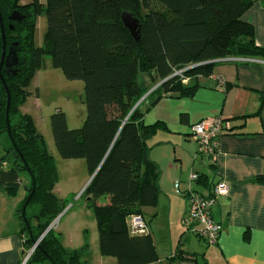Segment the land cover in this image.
<instances>
[{
	"label": "trees",
	"instance_id": "16d2710c",
	"mask_svg": "<svg viewBox=\"0 0 264 264\" xmlns=\"http://www.w3.org/2000/svg\"><path fill=\"white\" fill-rule=\"evenodd\" d=\"M253 5V0H33L26 5L0 0V136L9 134L12 143L0 158V190L16 195L21 174L28 172L31 186L16 212L27 250L38 243L27 264H84L54 230L47 233L70 201L55 195V158L32 117L19 110L28 98L39 97L29 84L43 57L51 56L67 80L85 84L83 126L70 129L66 113L57 109L51 127L62 159L85 160L91 178L99 169L79 199L95 215L102 256L115 257L118 264H154L159 255L149 232L134 235L128 226L129 218L143 217L144 206L157 204L160 192L159 167L150 158L148 140L167 126L161 121L146 125L144 117L165 96L194 97L199 79L211 78L218 64L230 62L224 59H264L254 26L243 21ZM125 11L140 19L138 42L122 23ZM15 12L21 20L11 19ZM43 12L45 44L35 47ZM12 48L18 58L10 69L15 74L7 66ZM140 75L156 87L150 94ZM260 100L257 115L264 94ZM254 181L264 183V177ZM183 258L177 251L169 264Z\"/></svg>",
	"mask_w": 264,
	"mask_h": 264
},
{
	"label": "crops",
	"instance_id": "0c3cea01",
	"mask_svg": "<svg viewBox=\"0 0 264 264\" xmlns=\"http://www.w3.org/2000/svg\"><path fill=\"white\" fill-rule=\"evenodd\" d=\"M253 1L243 21L254 26L256 44L264 48V0ZM257 61L220 63L211 78L199 79L194 97L171 94L146 113V125L161 121L167 126L148 140L150 158L159 167L157 204L142 208L159 255L154 264H169L177 251L184 254L179 264H264V183L254 181L264 177V104L257 115L264 94V59ZM227 84L233 86L227 89ZM182 115H186L185 122ZM215 117L229 120L234 129L221 134L215 159L207 162L197 156L192 127ZM7 137L0 136L4 147L0 158L12 145ZM192 174L199 175L198 181L191 182ZM222 180L229 183L230 193L213 209L223 231L218 244L210 247L184 226L186 195L193 190L210 196ZM30 186L31 180L14 196L0 190V264H22L29 252L16 212ZM101 202L106 204L108 199ZM60 241L68 252L79 253L84 264H118L117 258L102 256L99 243L93 250L82 246L73 251Z\"/></svg>",
	"mask_w": 264,
	"mask_h": 264
},
{
	"label": "rangeland",
	"instance_id": "374dc122",
	"mask_svg": "<svg viewBox=\"0 0 264 264\" xmlns=\"http://www.w3.org/2000/svg\"><path fill=\"white\" fill-rule=\"evenodd\" d=\"M32 1L21 0V4H30ZM40 1L46 3V0ZM47 29V17L43 12L37 18L35 47L44 46ZM139 81L151 88L149 93L156 88L145 75H140ZM37 90L39 97L28 98L19 110L22 114L32 117L39 134L44 137L50 153L55 157L59 173V182L55 187L57 197L61 201H70L53 230L67 248L74 251V248L84 246L93 250L99 243L96 218L93 211L84 205V199H79L91 180L87 163L85 160L62 159L56 149L51 127V116L57 109L66 113L70 129L83 126L87 115L83 104L85 84L80 80H67L63 71L53 66L52 57L46 55L43 57L41 68L29 84V91L35 93ZM3 135L9 137L8 134ZM8 137L7 139H10ZM1 142L3 140H0V152L4 148ZM197 156L210 162L207 155L203 156L198 152ZM21 180V189L25 190V184L30 182L28 172L21 174Z\"/></svg>",
	"mask_w": 264,
	"mask_h": 264
},
{
	"label": "built area",
	"instance_id": "2783aa9c",
	"mask_svg": "<svg viewBox=\"0 0 264 264\" xmlns=\"http://www.w3.org/2000/svg\"><path fill=\"white\" fill-rule=\"evenodd\" d=\"M230 62H258L251 58H227ZM151 93V92H150ZM148 93V94H150ZM146 95L142 101L147 97ZM141 101V102H142ZM227 129H230L229 122L221 117L205 118L192 127V137L198 146L199 154L207 155L210 161H214L218 149L219 137ZM199 179L198 174L191 175V182ZM175 190L179 194L180 184L176 183ZM229 183L225 180L218 182L212 190L210 196L202 195L193 190L187 193L188 214L184 220L186 230L195 233L204 240L208 246H216L222 234V226L214 219L213 209L219 201L229 196ZM57 218L51 225L52 230L55 224H58ZM129 229L131 234L140 235L148 233V224L142 216H133L129 219ZM38 243L30 250L22 264H27Z\"/></svg>",
	"mask_w": 264,
	"mask_h": 264
},
{
	"label": "water",
	"instance_id": "95a60500",
	"mask_svg": "<svg viewBox=\"0 0 264 264\" xmlns=\"http://www.w3.org/2000/svg\"><path fill=\"white\" fill-rule=\"evenodd\" d=\"M21 18L22 17H21V15L18 12H15L11 16V19L12 20H21ZM121 20H122V23H123L124 27L129 31V33L131 34V36L133 37V39L138 42L140 40V35L142 33V26H141V23H140V19L137 18L134 14L125 11V12L122 13ZM0 21L2 22L1 14H0ZM2 31H3V39H4V42H5L6 37H5V31H4V28H3V24H2ZM5 54L6 53L4 51L1 67L4 64ZM17 63H18L17 51L14 48H12L11 51H10L9 56L7 57V66H8V69L9 70L12 69L13 66L17 65ZM10 71L13 74H15V71L14 70H10ZM9 104H10V101H9ZM98 170L93 175V177L91 178L90 182L92 181V179L94 178V176L97 174ZM60 217H58V219ZM51 230H52V225L48 228L47 233L49 231H51Z\"/></svg>",
	"mask_w": 264,
	"mask_h": 264
}]
</instances>
